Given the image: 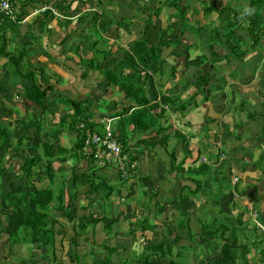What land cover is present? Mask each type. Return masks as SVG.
<instances>
[{"label": "crops", "instance_id": "crops-1", "mask_svg": "<svg viewBox=\"0 0 264 264\" xmlns=\"http://www.w3.org/2000/svg\"><path fill=\"white\" fill-rule=\"evenodd\" d=\"M172 1L12 0L19 22L0 20L7 30L16 25L10 49L23 50L22 69H35V77L53 89L42 107L30 108L44 130L26 131L9 112L20 100L19 82L0 71V119L11 121L16 137H29L17 151L0 147L7 166L0 188L26 184L15 156L24 148L44 160L46 140L53 154L59 146L64 152L50 186L61 191L69 216L52 210L54 259L38 243L3 235L0 264H101L108 255L103 246L115 249L110 264H142L149 241L174 237L175 249H182L168 258L173 264H219L225 243L234 264H264V0ZM104 18L123 25L112 23L105 31ZM136 40L171 43L161 48L163 67L153 80L185 107L171 112L165 145L132 146L142 134L130 135L136 169L125 179L80 154L76 132L58 121L70 112L64 98H71L92 103L93 131L102 133L108 120L115 129L117 118L108 109L123 100V92L104 74ZM43 160L35 179L45 186ZM183 187L188 192L180 203ZM177 207L188 214L192 235L181 229ZM91 216L99 221L79 222Z\"/></svg>", "mask_w": 264, "mask_h": 264}, {"label": "trees", "instance_id": "trees-1", "mask_svg": "<svg viewBox=\"0 0 264 264\" xmlns=\"http://www.w3.org/2000/svg\"><path fill=\"white\" fill-rule=\"evenodd\" d=\"M172 4H176L175 0L172 1ZM179 12L180 14L184 13L182 9H179ZM104 20L108 21L102 27L105 31L112 23L123 25L122 21H111L108 18H104ZM15 28L16 25H11L8 30L0 27V60L3 58L5 60L0 65V71H8L14 76L18 80L20 88L17 91V95H20V100L16 102L15 108L13 107L9 111L10 116L14 115L18 127H22L26 131L33 127L38 131H42L44 129H39L40 120L34 122V119L31 118L30 108L42 107V104L47 101L53 86L50 84L44 85L39 78H36L35 69H22L25 52L21 50L16 54L13 52L14 49H10L13 35L16 34ZM170 45L171 43L167 40H162L155 44L144 40H136L130 51H125L119 62H116L114 69L106 71L107 73L104 74L112 84L123 92V100L108 109V114L117 118L113 134L122 144L123 151L129 153L131 158H134V155L129 151L131 146L130 135L132 133L142 134L132 146L153 148L156 145H165L173 128L170 122L171 112L181 111L185 107L182 103L175 102V99L167 91H164V93L159 88L156 89V84L153 80L154 72L160 71L163 67H161L163 61L159 57L161 48L162 46ZM201 78H205L206 82L209 79V75L204 73ZM203 79H201V82ZM199 80L198 78L196 82H199ZM1 89L2 86L0 85ZM64 102L70 108V112L59 118L58 125L61 129L64 126H69V129L71 128L76 132V149L80 154L84 155L82 145L85 132L79 128V124L81 121L87 120L90 116L89 114L92 113L90 112L91 110L89 111V106L92 103L85 104V101L83 103L71 98H64ZM10 123L11 121H8L5 124L0 119V147L3 148L4 152L16 150L15 148L29 140L26 135H22L19 138L16 137L10 127ZM93 124V121L89 122L86 130L93 131ZM126 128L131 129L126 132ZM47 137L52 139L50 136ZM156 137H160V139H156ZM30 147L34 150L37 149L35 145ZM42 147L44 160L38 153L32 154L29 151L25 159L20 161L19 176L21 181L26 180V184L9 190L0 188V238L6 235L9 239L16 241V237L20 236V239L27 240L30 243H38L54 259L55 232L53 227L56 220L52 210L60 209L62 214L69 215L66 213L64 205H61L62 201H59L58 196L61 191H55L50 186V183L53 179V169L56 166V162L62 161L59 156L64 152L59 146L56 154H53L52 144H48L46 140L42 142ZM87 159L95 161L90 156H87ZM42 160L44 161L43 165L48 184L38 186L35 184L37 180L35 177L40 173L39 167ZM6 169L7 166L4 165V160L0 156V174ZM100 181L103 180L97 179L98 183ZM187 190L188 188L186 187L180 189L177 202H183ZM79 218L81 223H96L98 220L93 216H91L90 220L89 218ZM73 219L74 217L71 216V220ZM102 221L105 222L104 219ZM176 241H178L176 237H174L172 242L149 241V253L142 264H173V260L168 258L177 255L179 249H182V247L175 249L173 242ZM103 247L108 251V255L101 264H110V254L115 249L108 246ZM218 261L219 264H234L231 251L227 249L226 243L222 245V257ZM79 263L81 262L79 261Z\"/></svg>", "mask_w": 264, "mask_h": 264}, {"label": "built area", "instance_id": "built-area-1", "mask_svg": "<svg viewBox=\"0 0 264 264\" xmlns=\"http://www.w3.org/2000/svg\"><path fill=\"white\" fill-rule=\"evenodd\" d=\"M0 20L19 22L12 0H0ZM91 121L93 119L88 118L79 124V128L85 132L83 154L95 159L102 167L116 168L122 178H128L136 169V160L123 151L122 144L113 134L111 120L106 122L102 133L86 130L87 124Z\"/></svg>", "mask_w": 264, "mask_h": 264}, {"label": "rangeland", "instance_id": "rangeland-1", "mask_svg": "<svg viewBox=\"0 0 264 264\" xmlns=\"http://www.w3.org/2000/svg\"><path fill=\"white\" fill-rule=\"evenodd\" d=\"M216 41V40H215ZM214 41H212V43H213ZM224 42V41H223ZM3 60L4 59H2V62H3ZM175 102H177L176 100H175ZM111 124V127L113 128V124L112 123H110ZM135 135H133V140H134V137ZM21 151H22V153H23V155H16L15 157L17 158V160H19V162L20 161H23L24 159H25V157H26V154H25V149L23 148V149H21ZM62 162V161H61ZM60 162V163H61ZM62 163H64V162H62ZM181 166V165H180ZM181 168H183V167H181ZM177 168H175L174 167V170L172 171V175L171 176H173V175H175V174H177ZM36 184L38 185V186H42V185H44L45 183H42V182H39V180H36ZM11 188H13V187H10V189ZM188 191H186L185 192V195H186V193H187ZM176 213H177V215H178V217H179V221H181L182 222V225L183 224H185V226L184 227H181V229H184L186 232H187V234H193L194 233V230H193V228H189L188 229V227L186 226V223H187V219H188V214L187 213H183V209H181V208H178L177 207V209H176ZM209 218V217H208ZM107 220V219H106ZM106 220L104 219V221L106 222ZM133 228H132V230H136L137 228H138V222L135 220V221H133ZM140 229V228H139ZM241 242L242 243H244V239H242L241 240ZM178 249H179V247H178ZM180 250V249H179Z\"/></svg>", "mask_w": 264, "mask_h": 264}, {"label": "clouds", "instance_id": "clouds-1", "mask_svg": "<svg viewBox=\"0 0 264 264\" xmlns=\"http://www.w3.org/2000/svg\"><path fill=\"white\" fill-rule=\"evenodd\" d=\"M250 10L249 9H245V13L247 14Z\"/></svg>", "mask_w": 264, "mask_h": 264}]
</instances>
